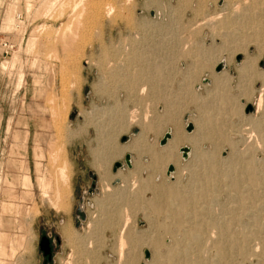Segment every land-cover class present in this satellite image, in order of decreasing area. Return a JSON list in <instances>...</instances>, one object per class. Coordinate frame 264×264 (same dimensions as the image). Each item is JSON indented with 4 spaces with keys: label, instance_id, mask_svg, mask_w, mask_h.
I'll list each match as a JSON object with an SVG mask.
<instances>
[{
    "label": "rangeland",
    "instance_id": "1",
    "mask_svg": "<svg viewBox=\"0 0 264 264\" xmlns=\"http://www.w3.org/2000/svg\"><path fill=\"white\" fill-rule=\"evenodd\" d=\"M87 1L90 0H84L77 36L68 43L70 46L64 47L58 35L67 22L73 27L68 17L71 6H65L62 16L57 7L58 11L53 8L43 15L36 10L40 9L41 0H29L33 11L28 13L25 0H0V39L13 44L7 53L2 52L0 46V260L4 264H61L62 261L70 264L71 260L73 264L69 256L74 252L71 257L75 264H90L91 260V264H165L168 263L164 261L166 254L178 244L188 246L189 258L197 254L205 264H223L215 247L224 240L221 244H225L230 253L229 264H264L259 256L264 247V181H261L264 177V105L255 111L264 85V0H151V4L146 0H108L115 7L113 13L109 17L102 14L95 18L89 12L92 9ZM72 2L69 0L68 5ZM32 33H36V40L30 44ZM129 39L137 40L138 49L139 45L141 48L145 45L146 50L153 46L155 52L142 54L143 57L146 54L144 59L149 58L151 64L144 61L146 71L138 82L149 85L147 88L145 85L146 93L138 96L127 92L120 79L108 75L111 68H121L119 65L131 59L127 51L122 53L124 57L127 53L126 59L120 51H114L120 42L124 44ZM14 51L15 64L6 65L8 68L1 66L2 62L10 60ZM248 58L252 59L249 72L238 74L237 67ZM121 60H124L122 64ZM219 62H223L224 67L216 71ZM211 72L224 76V85L217 92L219 105L217 102L212 105V97L207 96L204 89L211 85ZM98 82L100 89L96 88ZM246 104H251L252 111H244ZM111 111L113 116L120 115L123 122L111 131L119 145L130 143L141 131L139 119L145 116L143 123L151 121V127L159 124V130L148 129L144 141L162 150L169 148L166 143L171 138L159 145L167 129L172 137L173 126L169 120L177 121L186 134L195 130L194 119L208 126L213 122L210 128L204 125L206 136H202L200 148L218 157L220 168L218 172L212 169L214 182L207 195L195 197L191 202L193 206L189 205L191 211H179L180 216L185 211L179 223L165 211V201L154 196L156 186H163L162 190L166 191L167 186L176 182L179 188H185L195 176L194 190L197 191L200 177L204 182V162H196L191 151L186 158L181 156L178 148L188 144L177 147V163H165L164 158L150 162L148 153L137 154L128 149L108 159L106 149L108 141L112 140L108 136V112L111 114ZM130 112L137 119L127 125L125 121ZM54 119L59 120L60 127L62 125L61 137ZM188 122L193 124L190 132L185 130ZM122 136L127 140L121 142ZM51 142L63 148L67 161L70 192L66 209L60 211L52 209L41 197L47 183L51 184L47 194L53 196L56 183L54 168L47 156V145ZM38 151L42 157L36 156ZM126 153L131 156L130 167L123 161ZM98 157L105 161L100 168L104 169L110 190L103 189L100 170L94 167L93 161ZM115 161L122 162L123 168L112 171ZM248 161L252 166L257 162L255 167L260 168L257 175H261L259 184L255 185L257 189L253 186L250 191L246 175L240 172L250 164ZM170 163L173 171L167 176L166 168ZM230 172L233 176L241 175L238 184L231 187L228 184L233 179ZM23 173L30 177L29 186L21 183ZM35 176L41 179L40 185ZM123 184L124 189L120 186ZM131 184L133 191L137 188L134 192L129 190ZM157 206L161 208L158 210ZM124 220L128 232L132 237L136 235L133 238L136 242L126 239L119 249V228ZM66 223L80 235L85 232L82 237L88 235L91 246L98 245L79 255L61 233V226ZM87 223H91V228ZM222 225L228 227L225 237L218 232ZM93 227L96 228L92 230ZM88 230H92L90 234ZM194 230L198 232V242L184 237L185 233L191 236ZM42 235L52 240L51 259L46 262L39 248ZM243 239L244 252L239 253L233 244ZM145 249L150 253L148 258L144 256Z\"/></svg>",
    "mask_w": 264,
    "mask_h": 264
},
{
    "label": "bare ground",
    "instance_id": "2",
    "mask_svg": "<svg viewBox=\"0 0 264 264\" xmlns=\"http://www.w3.org/2000/svg\"><path fill=\"white\" fill-rule=\"evenodd\" d=\"M26 1V3H25V7H26V9L27 10H25L27 13H28V11H30L31 10V4L28 2L29 0H25ZM73 2H72V4L71 5H68V4H70L69 3V0H41V3H39V8L40 9H36L37 10V12H40L41 14H48L47 12L49 11V10H52L53 8H58L60 11L58 12V14L59 15H61L62 16V14H63V10H64V8H65V6L67 5V6H71V8H70V14L68 15V17H69V19H70V21L69 22H72L73 23V27L71 28V25L70 24H68V22H67V24H65L64 25V27H63V29H61L62 31H60V35H58L59 34V31H57L58 32V36H60L59 38H61V42H63V46L64 47H67V45L68 46H70L68 43H70V42H72L73 41V39H75V37L77 36V29L79 28V25H81L82 24V20L80 19V17H81V15H83L82 13H83V11H84V0H72ZM86 1V0H85ZM146 1H150V2H148V3H150L151 4V0H146ZM145 1V2H146ZM15 2V1H14ZM40 2V1H39ZM88 2V1H87ZM153 2V1H152ZM16 3V2H15ZM86 3V2H85ZM144 3V2H143ZM88 4H90V7H91V9H92V11L90 10L89 12H92V15L94 16V18L95 17H99L100 15H104L105 17H109L112 13H113V11H114V5H113V3L111 2V1H104L103 2V0H90L89 2H88ZM144 5L146 6V4L144 3ZM149 5V4H148ZM79 7V9H77V10H75L76 8H78ZM89 7V6H88ZM144 7V6H143ZM56 8V9H57ZM67 8V7H66ZM86 8V7H85ZM58 9H57V11H58ZM90 9V8H89ZM35 10V11H36ZM31 11H33V10H31ZM16 16H19V14L18 15H16ZM42 16V15H41ZM81 20V21H80ZM81 22V23H80ZM136 25V24H135ZM134 26V25H133ZM132 26V27H133ZM78 27V28H77ZM136 27V26H135ZM140 29V28H139ZM35 30V29H34ZM36 31H37V29H36ZM141 31V30H140ZM32 32V31H31ZM137 32V31H136ZM56 35V36H57ZM36 33H32V35L30 34V37H29V43L30 44H33L34 43V41L36 40ZM127 38H129V37H127ZM60 40V39H59ZM125 40H127V39H125ZM130 40V39H129ZM136 41L137 40H130V41H128V42H126L125 41V43L123 44V42L121 43H119L120 44V46H117V48L116 49H114V51H120L121 52V54L123 53V51L125 52V51H127V53H130L131 55H129V56H132L131 57V59H129L127 62H125V63H123V61L121 60V64L122 65H119L118 63V65L119 66H121V68L120 67H117L116 69L115 68H111L112 70L111 71H108V75L109 76H112L113 78H116V79H120L121 81H122V86H123V88L127 91V92H132V93H135V94H137V96H138V94H142V93H146V88L148 87V83L147 84H145V85H147L146 86V88H145V85H143V84H141V82L139 83L138 82V80L141 78L140 76L141 75H143V74H145V69L143 68V66H144V61L146 60H148L147 62H148V64H151V62H149L150 60H149V58H147V59H144L145 58V55L146 54H144V57H143V53H145V52H148V51H150L151 53H155L154 52V50L152 51V48H153V46L151 47V49L150 48H147V50L145 49V48H143V47H146L145 45L142 47L143 48V50H141L142 48L140 47V45H139V49H138V46H137V43H136ZM140 43H142L141 41H139V44ZM142 44H144V43H142ZM149 44V43H148ZM152 44V43H151ZM156 44V43H155ZM147 45V44H146ZM148 46V45H147ZM161 46V45H160ZM187 46V45H186ZM154 47H155V45H154ZM197 47V46H196ZM31 48V47H30ZM158 48V47H157ZM184 48V46L182 47V49ZM201 48V47H200ZM155 49V48H154ZM162 49H163V47H162ZM167 49V48H166ZM199 49V48H198ZM156 51V50H155ZM195 51H196V49H195ZM187 52H189V50L187 51ZM16 52L14 51V53H13V55H12V57L10 58V60L9 61H6V62H2V64H1V66H6V65H10V66H13L12 64L14 63V62H16V59H17V55L15 54ZM127 53H126V55H125V57H124V54H122L123 55V57H124V59H126V58H128V57H126L127 56ZM185 53V52H184ZM157 54V53H156ZM121 55V56H122ZM114 56H116V55H114ZM118 56V55H117ZM120 56V57H121ZM230 57V56H229ZM251 58V57H250ZM250 58H248V59H246V61H244V63H242V65L240 66V67H237V72H238V74H244L245 73V71L249 68H251L250 67V64L252 63V59H250ZM121 59H123L122 57H121ZM151 59V58H150ZM230 59V58H229ZM154 60H152V62H153ZM230 62H231V60H230ZM15 64V63H14ZM115 65V64H114ZM152 65H153V63H152ZM159 65V64H158ZM253 65V64H252ZM15 66V65H14ZM138 66V67H137ZM147 66V65H146ZM146 66H145V68H146ZM162 66V65H161ZM2 67V68H3ZM7 67V66H6ZM115 67H116V65H115ZM149 66H147V68H148ZM151 67V66H150ZM155 67H156V65H155ZM158 67V66H157ZM157 67L156 68H154L155 70L157 69ZM210 67V66H209ZM207 68V70H210V68ZM8 68V67H7ZM120 68V69H119ZM146 68V69H147ZM153 68V67H152ZM159 69V68H158ZM150 70V69H149ZM148 70V71H149ZM236 70V69H235ZM151 71V70H150ZM157 71V70H156ZM211 71H212V69H211ZM248 71V70H247ZM249 72V71H248ZM255 72H256V70H255ZM117 74V75H116ZM246 74V73H245ZM263 74V73H262ZM19 75H21V74H19ZM209 75V74H208ZM254 75V74H253ZM210 77H211V79H210V83H211V85L208 87H204V89H205V91H206V95L207 96H209V97H212V100H210L211 101V103H212V105H216L215 103L217 102V99H218V94L219 93H217V92H219L218 91V89H220V88H222V86L224 85V76L223 75H221L220 74V72L219 73H214V72H211L210 73V75H209ZM20 78H19V80L21 79V76H19ZM184 77V76H183ZM228 79V78H227ZM143 80H145L144 78H143ZM186 80V79H185ZM226 80V79H225ZM143 82V81H142ZM227 82V81H226ZM136 83H138V84H136ZM96 88H98V89H100V83L98 82V84L96 85ZM149 88H150V86H149ZM151 89V88H150ZM132 90V91H131ZM161 92H162V90H161ZM134 94V95H135ZM164 94V93H163ZM221 94V93H220ZM222 95V94H221ZM199 96V95H198ZM203 96V95H202ZM218 96V97H217ZM200 97V96H199ZM214 97H215V99H214ZM203 98H204V96H203ZM205 98H206V96H205ZM220 99V98H219ZM218 99V100H219ZM225 99H226V97H225ZM264 85H263V87H262V89H261V92L259 93V96H258V98H257V101H256V104H255V111H257L258 109H260L261 107V105L263 106L264 104L262 103V102H264ZM223 100H224V98H223ZM221 101H222V98H221ZM225 101H227V100H225ZM219 102H220V100H219ZM223 103H225V102H223ZM217 105H219V103L217 102ZM112 108V107H111ZM218 110V109H217ZM216 111V110H215ZM219 111V110H218ZM113 111H111V114L108 112V136H109V138L110 139H112L111 141H108V148L106 149V150H108V159H114V158H116V157H118L119 155H121L122 154V152H124L125 150H133L134 152H136L137 154H143V152H146V153H148L149 155H150V162H153V161H158V160H160V159H162V158H164L165 159V163L166 162H171V161H176V163L179 161V155H178V153L176 152V149H177V147L180 145V144H188L189 146H190V153L192 154V156H193V159L197 162H204L203 164L205 165V172H204V176H203V180H204V182L202 183L201 181H202V177H200V179H199V183L197 184L196 182V187H200V189H198V188H196V189H198L197 191L196 190H194L195 189V187H194V179H195V176L192 178L193 180L191 181V180H189L190 181V184H188V186H185V188H179L178 186H177V184H176V182L175 183H172L171 185H169V186H167V190L166 191H163L162 190V188H163V186L161 187V188H159L158 186H156V185H154V186H156L157 187V190L155 191L156 192V194L153 192V194H155L154 196H157L158 198H159V196H160V200H162V201H165V203H163L164 204V206H166V208H165V211L167 210L168 212H170L169 214H172L173 216V219L175 220V222H180L181 221V216H183V214L185 213V211H184V213L180 216L179 215V211H181V210H183V209H186V211L187 210H189V211H191L192 210V208L191 209H189V207L192 205L193 206V203L191 204V202H194L193 201V199L195 198V197H198V196H202L203 195V197L204 196H206L207 195V193H208V190H210V186H211V184H212V182H214V180H213V177L211 176V172H212V169L214 170H218V157H217V159L215 158V155H213L212 153H209V151L207 152V151H203L201 148H200V144H201V138H202V136H203V138L206 136L205 135V128L208 126V125H205L201 120H198V119H192L193 120V123H194V126H195V132L193 131V133H189V134H186V133H184L183 132V130H182V126L177 122V121H175L174 119H172V120H169L170 121V123L172 124V126H173V132H172V137H171V139L166 143V144H168L167 146L169 147V148H167L166 150H162V149H154L151 145H149V144H147L145 141H144V135L147 133V131H148V129H150V128H152V129H154V130H156V131H158L159 129H157L158 128V125L159 124H157V125H154L153 127H151V121L149 122V123H147V124H144L143 123V121H145V116H143V117H141L140 119H139V121L141 122V131L132 139V141H130V143H128V144H125V145H119L113 138H112V134H111V131H114L115 130V127H119V126H121L122 124H123V122H122V120H120V115H117V116H113ZM115 113V112H114ZM134 113V112H133ZM84 114V113H83ZM85 118H86V115H85ZM127 120L125 121V123H127V125L128 124H130L131 122H133V121H136V119L137 118H135V115L134 114H132L131 112H130V114L129 115H127V118H126ZM210 119V118H209ZM59 120H57V119H54V123H55V128H56V130H57V133H58V135H59V137H61V127H62V125H61V127L59 126V122H58ZM61 123V122H60ZM211 123H213V122H209V126H212L211 125ZM206 127H205V126ZM208 126V127H209ZM255 127H257V126H255ZM210 128V127H209ZM212 128V127H211ZM205 130V131H204ZM214 130V129H213ZM214 132V131H213ZM204 134V135H203ZM203 141V140H202ZM179 149V148H178ZM95 151V150H94ZM102 151V150H101ZM93 152V151H92ZM96 154H97V152H96ZM101 154V153H100ZM103 154H104V156H105V153L103 152ZM47 156H48V162H49V164L52 166V168H54V172H55V177H56V183H55V185H53V186H55L54 187V193L52 194L53 196H49V194H47V190L49 189V185L51 186V184H49V183H47L45 186H44V189H43V191H42V195H41V197H43V199H45L46 201H47V204L52 208V209H54V210H56V211H60V210H65L66 209V204H67V198H68V195H69V192H70V188H69V181H68V173H67V161H66V158H65V155H64V151H63V148H61V146L57 143V142H51V144H48L47 145ZM95 156V155H94ZM97 156H98V154H97ZM96 156V157H97ZM99 156H101V155H99ZM93 157V156H92ZM102 157V156H101ZM99 158V157H98ZM96 159L95 161H93L94 162V167H95V169H97L98 171L100 170V172L99 173H101L100 175H102L101 177H102V186H103V189H105V190H110L111 189V187H110V184H109V182H106V181H108V178L106 177V175H105V172H104V169L102 168H100L101 166H102V163H103V161H102V159ZM107 158V157H106ZM104 159V158H103ZM228 160V159H227ZM236 160V159H235ZM238 160V159H237ZM241 160V159H240ZM244 160V159H243ZM246 161H247V159H246ZM92 162V163H93ZM105 162V161H104ZM238 162H241V161H238ZM254 162V161H253ZM138 163V162H137ZM174 163V162H173ZM235 163V162H234ZM242 163H244V161H242ZM248 163H250L249 161H248ZM257 163V162H256ZM256 163H255V165H256ZM45 165H47V164H45ZM105 165V164H104ZM204 165H202L203 167H204ZM244 165V164H243ZM255 165L254 166H252L251 165V163L250 164H248V166H246V167H244V170H242L241 168V170H240V172H242L243 171V173L246 175H244L245 177H246V181L248 182V184H247V188H248V190L250 191V190H253L254 189V187L256 188L257 186H255L256 184H259V182H260V176L259 175H257L258 173H257V170H259V169H257V166L255 167ZM136 166V165H135ZM230 167V166H229ZM241 167V166H240ZM242 167V168H243ZM46 168V167H45ZM139 168V167H138ZM142 168V167H141ZM220 168V167H219ZM225 168H226V166H225ZM234 168V167H233ZM50 169V168H49ZM118 169V168H117ZM119 169H122V168H119ZM51 170V169H50ZM49 170V171H50ZM139 170V169H138ZM227 170H230V169H227ZM235 170H237V169H235ZM238 170V171H239ZM52 171V172H53ZM230 171H234V170H230ZM260 171V170H259ZM172 172V171H171ZM218 172V171H217ZM225 172H227V171H225ZM47 173H48V170H47ZM127 173V172H126ZM233 173V172H232ZM261 173V172H260ZM54 174V173H53ZM118 174V173H117ZM195 174H197L198 175V173H195ZM230 174H231V172H230ZM46 175V174H45ZM167 176L168 175H170V173L169 174H166ZM200 175V174H199ZM198 175V176H199ZM227 175H228V172H227ZM234 175V174H233ZM232 174H231V176L232 177H230V179L231 178H233V179H229L230 180V182H228V184H230V187H231V185H236V184H238V182H239V178H240V176L241 175H239V174H237V175H235V176H233ZM122 176V175H121ZM171 176V175H170ZM173 176V175H172ZM200 176H202V175H200ZM212 178H211V177ZM230 176V175H229ZM50 177H51V175H50ZM129 177V176H128ZM197 177V176H196ZM215 177V176H214ZM218 177V176H217ZM226 177H228V176H226ZM37 179H36V181H37V184L38 185H40V181H41V179L39 178V177H36ZM48 178H49V176H48ZM52 178V177H51ZM51 178H49V179H51ZM54 178V177H53ZM100 178V177H99ZM122 178V177H121ZM126 178V177H125ZM199 178V177H198ZM128 179V178H127ZM136 179V178H135ZM142 179V178H141ZM179 179V178H178ZM243 179V178H242ZM28 177L27 176H24V177H22V185L23 186H26L27 185V183H28ZM47 180V179H46ZM121 180V179H120ZM131 180V179H130ZM196 180V179H195ZM48 181H50V180H48ZM48 181H46V182H48ZM138 181V180H137ZM144 181V180H143ZM227 181V180H226ZM261 181H264V177H263V180H261ZM121 182V181H120ZM126 182H129V181H127L126 180ZM135 182V181H134ZM140 182V181H139ZM139 182H138V184H139ZM149 182V181H148ZM240 182H242V181H240ZM132 183H133V179H132ZM142 183V182H141ZM202 183V184H201ZM264 183V182H263ZM128 183H126V185H127ZM199 184H200V186H199ZM241 184V183H240ZM262 184V183H261ZM260 184V185H261ZM129 185V184H128ZM133 184H131V186H130V188L132 187L133 188V186H132ZM137 185V184H136ZM136 185L134 186L135 188H136ZM144 185V184H143ZM142 185V186H143ZM147 185H149V184H147ZM153 185V184H152ZM186 185V184H185ZM198 185V186H197ZM120 186H124V184L123 185H120ZM120 186L118 185V187L120 188ZM138 186V185H137ZM161 186V185H160ZM240 186V185H239ZM254 186V187H253ZM262 186V185H261ZM264 187V186H263ZM262 187V188H263ZM52 188V187H51ZM50 188V189H51ZM118 188V189H119ZM125 188V186L123 187V189ZM129 189V190H132L133 191V189ZM134 188V189H135ZM141 188V187H140ZM143 188H144V186H143ZM260 188V187H259ZM114 189V188H113ZM116 189V188H115ZM154 189V188H153ZM246 189V188H245ZM257 189V188H256ZM135 190H137V188L135 189ZM134 190V191H135ZM155 190V189H154ZM262 190V189H261ZM260 190V191H261ZM116 191V190H115ZM126 191V190H125ZM125 191H122L123 192V194H124V192ZM131 191V192H132ZM133 191V192H134ZM48 192H51L50 190L48 191ZM112 192V191H111ZM119 191H117L116 193L117 194H119L118 193ZM121 192V191H120ZM197 192V193H196ZM252 192H254V191H252ZM106 193H107V191H106ZM110 194V193H109ZM109 194H106V196L108 195L109 196ZM112 194V193H111ZM110 194V195H111ZM122 194V193H121ZM120 194V195H121ZM137 194V193H136ZM229 194V193H228ZM255 194H257L256 192H255ZM260 194V193H259ZM125 195V194H124ZM124 195H122L123 197H125ZM241 196V195H240ZM253 196H254V194H253ZM257 196V195H256ZM129 197V196H128ZM132 197H133V194H132ZM137 197V196H136ZM246 196H244L243 198H245ZM113 198V197H112ZM241 198V200L243 199L242 197H240ZM240 198H239V200H240ZM105 199V198H104ZM114 199V198H113ZM156 199V198H155ZM252 199V198H251ZM96 200H97V198H96ZM110 200V199H109ZM108 200V201H109ZM112 200V199H111ZM126 200H127V198H126ZM129 200V199H128ZM158 200V199H157ZM157 200L155 201V202H157ZM240 200V201H241ZM95 201V200H94ZM100 201H101V199H100ZM107 201V200H106ZM120 201V200H119ZM104 202V201H103ZM160 201H158V203H159ZM116 203V202H115ZM118 203V202H117ZM116 203V204H117ZM161 203V202H160ZM237 203V202H236ZM239 203V202H238ZM94 204H95V202H94ZM129 204V203H128ZM191 204V205H190ZM240 204V203H239ZM115 205V204H114ZM190 205V206H189ZM95 206H96V204H95ZM101 206H102V203H101ZM154 206V205H153ZM156 206V205H155ZM68 207V206H67ZM96 207H99V206H96ZM115 207V206H114ZM102 208V207H101ZM101 208H99V209H101ZM161 207H158L157 206V209L159 210ZM34 209V208H33ZM114 209V208H113ZM155 209H156V207H155ZM103 210H105V209H103ZM107 210V209H106ZM188 211V212H189ZM235 211V210H234ZM233 211V212H234ZM33 212V211H32ZM35 213H36V211H34ZM33 212V213H34ZM115 212V211H114ZM167 212V213H168ZM32 213V214H33ZM103 213H104V215H105V217H106V214H105V212L103 211ZM111 214V213H110ZM146 214V213H145ZM192 214V213H191ZM94 215V214H93ZM103 215V214H102ZM103 215V216H104ZM109 215V214H108ZM108 215H107V217H108ZM113 215V214H112ZM259 216V215H258ZM100 217H102L101 215H100ZM185 217V216H184ZM188 217V216H187ZM255 217V216H254ZM93 219L95 218V217H92ZM104 218V217H103ZM91 219V218H90ZM108 219V218H107ZM124 219H125V217H124ZM193 219V218H192ZM102 220V219H101ZM126 220H127V218H126ZM126 220H124L123 221V223L122 224H120V228H119V238H118V246H119V249H122V246H123V244H125V240L126 239H129L130 241H134L133 240V238H134V236H136V235H134L133 237H132V235L128 232V230L126 229V223H127V221ZM97 221V220H96ZM103 221H105V219H103ZM97 223H98V221H97ZM110 223V222H109ZM88 224V223H87ZM91 224V223H90ZM90 224H88L89 226H90ZM231 224V223H230ZM234 224V223H233ZM252 224V223H251ZM97 224H95V226H96ZM101 225V224H100ZM88 226V227H89ZM28 227V226H27ZM87 227V226H86ZM99 227V226H98ZM104 227V226H103ZM105 227H106V224H105ZM105 227H104V229H105ZM113 227V226H112ZM111 227V228H112ZM218 227V226H217ZM246 227V226H245ZM90 228H91V226H90ZM89 228V229H90ZM94 228H96V227H93V229L92 230H94ZM100 228H101V226H100ZM107 228V227H106ZM187 229V228H186ZM228 227H224V225H222V226H220L219 227V229H218V232L222 235L223 234V236L225 237V233L226 232H228ZM28 230V229H27ZM92 230H90V231H92ZM98 230H99V228H98ZM101 230V229H100ZM99 230V231H100ZM89 230H88V234H90L89 232H90ZM98 231V232H99ZM101 231H103V230H101ZM235 232V231H234ZM61 233L63 234V237L66 239V242H67V244L68 245H70L69 247H72V249H74V248H76L77 250H78V252H79V255L80 254H82L83 252H90V248H92V247H94V244H93V246H91V242L92 241H90L89 240V238H87V236L88 235H85V238H86V240H84L85 238L84 237H82L83 236V234H85V232L82 234V235H80L75 229H73L69 224H64V225H62L61 226ZM82 233V232H81ZM188 233V232H187ZM190 233V232H189ZM198 233V232H197ZM197 233H195V230L194 231H192L190 234H191V236H189V235H186V233H185V238H188V240L189 239H193V241H199L198 239V235H197ZM61 234V235H62ZM230 234V233H229ZM228 234V235H229ZM235 234V233H234ZM92 235V234H91ZM101 235V234H100ZM201 235V234H200ZM93 236V235H92ZM91 236V237H92ZM230 236V235H229ZM247 236V235H246ZM99 237V236H98ZM103 236H101V238H102ZM100 238V237H99ZM236 238V237H235ZM240 238V237H239ZM92 239V238H91ZM156 238H154V240H155ZM195 239V240H194ZM218 239H220V238H218ZM217 239V240H218ZM95 240H96V237H95ZM222 240V239H221ZM238 240V239H237ZM240 240V239H239ZM103 241V240H102ZM128 241V240H127ZM224 241V240H223ZM223 241H221L222 243H223ZM227 241V240H226ZM245 240L243 239V240H241L240 242H234V244L233 245H235L233 248H234V250H235V248L237 249V250H239L240 252L239 253H243L244 252V248H243V242H244ZM136 241H134L133 243H135ZM138 242V241H137ZM177 242V241H176ZM203 242V241H202ZM221 242H214V243H216L217 244V246L214 244V246H216L215 248H216V253H217V255H218V258H219V260H222L223 261V264H229V260L227 259V257H228V254L230 255V253L227 251V247H225V244H224V246L221 244ZM99 243V242H98ZM152 243V242H151ZM194 243V242H193ZM230 243V242H229ZM245 243V242H244ZM66 244V243H65ZM100 244V243H99ZM154 244H155V246L157 247L158 246V244H157V242L156 241H154ZM176 244V243H175ZM199 244V243H198ZM96 246L98 245V244H95ZM197 245V244H196ZM101 246V245H100ZM194 246H195V244H194ZM261 246V245H260ZM74 247V248H73ZM102 247V246H101ZM187 248H188V246L186 245H183V246H179L178 244H177V246H175V250H174V248L173 249H171L170 251H169V253H167L166 254V256H165V260L164 261H167L168 263H165V264H205L204 263V261H202V259L199 257V255L197 256V254H195L193 257H191V258H189V255H187L188 254V251H187ZM231 248V247H230ZM75 249V250H76ZM99 249V248H98ZM94 250V249H93ZM261 253H260V258H263V259H261L262 261H264V247H262L261 248ZM94 251H96V249L94 250ZM120 251V250H119ZM122 251V250H121ZM156 251H158V250H156ZM72 252V251H71ZM70 252V253H71ZM74 253V252H73ZM72 253V254H73ZM76 253H77V251H76ZM94 253V252H93ZM92 253V255H94V254H97V253H94L93 254ZM237 253V252H236ZM0 254H2V247H1V244H0ZM72 254H71V256H72ZM119 254H121L120 252H119ZM75 255V254H74ZM78 255V254H77ZM91 255V256H92ZM240 255V254H239ZM71 256H69L70 257V259H73V261H74V263L73 264H75V260H74V258H72ZM159 256V255H158ZM75 257H78V256H76L75 255ZM93 257V256H92ZM99 257V256H98ZM162 257V256H161ZM84 258V257H83ZM81 259H82V257H81ZM90 259V258H89ZM230 259V258H229ZM80 259H79V257H78V260L77 261H79ZM96 260V259H95ZM218 260V259H217ZM229 262H228V261ZM89 261V260H88ZM87 261V262H88ZM92 261V260H91ZM91 261H89L90 262V264H91ZM222 261H221V263H222ZM83 262V261H82ZM95 262V261H94ZM217 262H219V261H217ZM234 262V261H233ZM80 263H81V261H80ZM86 263V262H85ZM164 263V262H163ZM220 263V262H219ZM0 264H4L3 263V261H1L0 260ZM61 264H69V262L68 261H62V263ZM70 264H71V260H70ZM79 264V263H78ZM261 264V263H260ZM263 264V263H262Z\"/></svg>",
    "mask_w": 264,
    "mask_h": 264
},
{
    "label": "water",
    "instance_id": "3",
    "mask_svg": "<svg viewBox=\"0 0 264 264\" xmlns=\"http://www.w3.org/2000/svg\"><path fill=\"white\" fill-rule=\"evenodd\" d=\"M223 67H224L223 62H219L215 66V70L219 71ZM252 109L253 108H252L251 104H246L244 107V111L246 113L252 111ZM192 129H193V124L191 122H188L185 126V130L187 132H190ZM170 138H171V131H170V129H167L164 132V134L162 135V137L160 138L159 145H164L166 143V141ZM120 140H121V142H124L127 140V138H126V136H122L120 138ZM178 150H179L181 156L183 158H186L188 156L189 151H190V147L188 145H183V146H180ZM123 161L127 167L131 166V156L129 153L124 154ZM117 168H123V163L120 161H115L112 165V171H116ZM171 171H173V165L170 163L167 165L166 174H169ZM93 178H95V177H93ZM55 240H58V236L55 237ZM39 248L42 252V255L46 256V258L44 259V262H46V260H50L51 259V249H50L51 247H50V238L48 235H42L41 236L40 241H39ZM144 256H145V258H148L150 256V253L147 249L144 250ZM141 264H144V263H141Z\"/></svg>",
    "mask_w": 264,
    "mask_h": 264
},
{
    "label": "built area",
    "instance_id": "4",
    "mask_svg": "<svg viewBox=\"0 0 264 264\" xmlns=\"http://www.w3.org/2000/svg\"><path fill=\"white\" fill-rule=\"evenodd\" d=\"M0 46L2 48V52L7 53L12 49L13 44H11L9 40L2 38L0 39Z\"/></svg>",
    "mask_w": 264,
    "mask_h": 264
},
{
    "label": "crops",
    "instance_id": "5",
    "mask_svg": "<svg viewBox=\"0 0 264 264\" xmlns=\"http://www.w3.org/2000/svg\"><path fill=\"white\" fill-rule=\"evenodd\" d=\"M8 122H10V119H9ZM8 127H9V123H8ZM42 155H43V154L41 153V151H38V152L36 153V156H37V157H42ZM37 175H38V174H37ZM37 175H36V176H37ZM24 176H27V177H28L29 180H28V184H27L26 186H29V185H30V177H29V175H28L27 173H23V174L20 176L21 183H22V177H24ZM36 176H35V178H36ZM26 186H25V187H26Z\"/></svg>",
    "mask_w": 264,
    "mask_h": 264
},
{
    "label": "flooded vegetation",
    "instance_id": "6",
    "mask_svg": "<svg viewBox=\"0 0 264 264\" xmlns=\"http://www.w3.org/2000/svg\"><path fill=\"white\" fill-rule=\"evenodd\" d=\"M51 242H52V240L50 239V247H51L50 249H51V251H52V243H51ZM43 258L45 259L46 256H43ZM44 259H43V260H44ZM46 261H48V260H46Z\"/></svg>",
    "mask_w": 264,
    "mask_h": 264
}]
</instances>
